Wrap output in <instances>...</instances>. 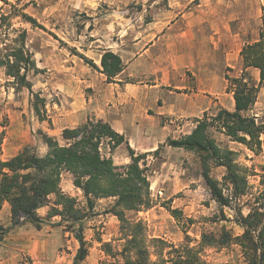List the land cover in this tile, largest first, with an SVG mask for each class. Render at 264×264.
Listing matches in <instances>:
<instances>
[{
    "label": "rangeland",
    "instance_id": "374dc122",
    "mask_svg": "<svg viewBox=\"0 0 264 264\" xmlns=\"http://www.w3.org/2000/svg\"><path fill=\"white\" fill-rule=\"evenodd\" d=\"M6 1L8 4L0 2L2 13L9 14L13 10L10 5H13L43 27L33 28L22 22L20 17L11 19L13 28L26 30V49L40 69L36 75L29 73L27 78L32 84L33 93L45 99V120L49 116V104L57 101L53 84H70L72 90L79 93L83 88H79L77 77L88 70L91 73L99 72L97 65H100L103 48L119 56L124 55V62L130 63L143 48V44H135L138 38L143 37V43H147L149 39L152 41L154 37L163 36L173 45L168 49L163 44H167V41H162L165 48L163 54L179 57L181 60L174 65L184 69L186 78L191 79V70H187L191 68L185 61L188 55L197 56V59L208 57L213 52L217 57L224 55L232 35L237 36L246 30L247 38L251 41L264 28V0ZM245 19H248V24H243L246 23ZM236 44V49H239L238 40ZM80 55L97 68L86 63ZM148 67L149 62L145 69ZM11 81L0 68V131L4 129L1 158L9 159L24 147L42 156L44 154L36 146L28 144L29 140L33 143L34 136L40 139L33 124L38 121L30 104L33 97L25 88L15 90ZM220 108H211L206 114L213 115ZM249 115L264 123V98L253 105ZM183 123L180 120L172 122L175 126ZM192 123L195 126V120ZM213 136L222 147L236 151L237 161L257 174L249 178L250 184L257 186L260 177L264 176V146L254 154L240 144L228 142L220 133L214 132ZM53 138L64 144L61 133L59 139L56 136ZM261 140L264 142V137ZM107 143V140L102 141L100 151L102 155L112 158L115 149L109 152ZM161 151L159 147L157 152L146 155L139 162L150 183L151 207L137 214L128 211L127 217L141 219L149 238H160L176 246L185 242L186 237L192 245H196L202 233L219 234L222 228L240 234L241 230L233 222H214V216H219V208L210 199L203 182L199 158L185 150L174 157ZM112 160L116 166L126 165ZM167 161L174 162L175 168H168ZM224 172L222 167L213 168L211 176L220 181ZM66 195L75 198L77 206L87 213L81 225L88 253L80 264H123L119 254L124 243L120 223L107 212L112 208L114 198L97 199L93 209L88 210L82 192ZM53 200L52 197L49 204L37 212L43 219L39 228L29 223L12 226L11 220L6 221L7 217L2 212L4 223L0 227L7 229V232L0 242V264H73L78 249L74 238L78 225L61 222L58 216L48 218L47 212ZM169 209H177L180 214L174 217ZM224 214L229 219L233 217L229 209H224ZM102 243L110 244V254L103 251ZM149 251L150 259L155 260L153 249ZM203 255L209 264H245L236 245L208 247Z\"/></svg>",
    "mask_w": 264,
    "mask_h": 264
},
{
    "label": "trees",
    "instance_id": "16d2710c",
    "mask_svg": "<svg viewBox=\"0 0 264 264\" xmlns=\"http://www.w3.org/2000/svg\"><path fill=\"white\" fill-rule=\"evenodd\" d=\"M8 4L6 0H0ZM13 10L9 14L0 8V68L15 90L25 88L33 97L31 107L39 121L46 119L45 99L31 90L29 73L40 72L32 54L26 49L25 29L12 27L11 19L21 21L33 28L43 29L27 13ZM244 68H256L258 84L250 82L244 75L229 77L227 91L232 92L234 110L223 108L213 115L204 114L195 120V127L189 134L179 138H167L165 145L183 149L195 154L201 164V176L209 192L210 199L219 208V216L214 222H233L241 230L234 234L222 228L219 234L202 233L200 242L192 245L187 240L176 246L160 238H149L141 219L127 217L126 212H137L151 207L150 183L139 162L146 154L135 155L130 149L131 161L124 166H116L110 156L102 155L100 146L107 140L109 152L125 143L123 135L115 132L109 124L101 120H86L76 128H65L61 132L60 144L55 138L38 130L37 135L46 146L42 156L36 155L29 147H24L13 157L1 158L4 129L0 131V210L4 203L9 204L12 226L29 223L39 228L43 219L37 210L47 206L53 197L47 217H60L61 222L76 224L75 240L78 249L73 264H80L88 253L82 234L81 221L87 217L77 206L76 199L64 194L60 187L62 172H68L74 187L81 190L88 210L93 209L94 201L114 198L112 208L107 211L120 223L124 243L120 251L123 264H209L203 255L206 248H224L236 245L245 264H264V176L257 186L250 184L249 178L257 175L250 168L237 161L238 153L222 147L213 136L217 132L229 141L243 145L254 154L261 151L264 142V123L249 115L256 102L259 89L264 87V28H261L257 41L245 44L240 52ZM80 57L92 67L90 60ZM124 64L119 55L106 50L100 57L98 71L105 75L107 82L122 72ZM3 128L4 126L1 125ZM157 152V151H156ZM222 167L225 172L221 180L211 176L213 168ZM224 209L233 212L232 219L224 214ZM174 217L180 212L169 209ZM246 211V213H244ZM7 229L0 227V242ZM103 251L111 252L109 243H102ZM153 249L155 260L150 259Z\"/></svg>",
    "mask_w": 264,
    "mask_h": 264
},
{
    "label": "crops",
    "instance_id": "0c3cea01",
    "mask_svg": "<svg viewBox=\"0 0 264 264\" xmlns=\"http://www.w3.org/2000/svg\"><path fill=\"white\" fill-rule=\"evenodd\" d=\"M245 22L243 24H248V19ZM247 37L246 30L237 36L232 35L226 53L218 57L214 52L209 53L208 57L198 59L197 56L188 55L185 61L188 68H191L187 69L191 70V79L186 78L184 69L174 65L181 60L179 57L163 54L165 48L162 41H167V44H163L168 49L173 46L165 37L157 36L152 41L149 39L147 43H143V37L138 38L135 44H143V48L130 63L124 62L125 56L120 55L124 68L113 82H107L105 75L100 72L91 73L88 70L77 77L79 88H83L79 93L74 92L70 84L60 86L61 84L54 83L53 93L57 101L49 104L47 120L34 121L33 124L37 130L59 139L65 128H76L88 119L101 120L125 139V143L115 148L112 155L119 164L131 161L129 149L135 155H148L159 147L165 155L174 157L183 154V149L165 145L166 139L189 134L195 127L192 120L201 119L211 108L220 106L229 111L234 110L233 94L227 91V74L229 77L244 75L249 80L252 78L251 80L257 81L250 80L251 83L258 84V70L244 68L240 59L242 47L258 39V35L251 41ZM237 40L239 49H236ZM105 50L107 49L103 48V52ZM147 62L149 67L146 70ZM97 66L100 68V65ZM261 98H264V87L259 89L255 104ZM177 120L184 121L183 125L172 124ZM32 138L33 143L29 140L28 144L36 146L41 154H45L46 146L42 141L35 136ZM167 167L175 168L174 162L167 161ZM60 186L65 194L81 193L80 189L73 186L67 172L61 175ZM2 212L9 222L11 218L8 203H4L0 210V224L4 223Z\"/></svg>",
    "mask_w": 264,
    "mask_h": 264
}]
</instances>
